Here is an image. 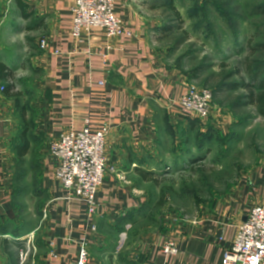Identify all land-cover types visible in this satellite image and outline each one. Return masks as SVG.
Wrapping results in <instances>:
<instances>
[{"label":"crops","instance_id":"1","mask_svg":"<svg viewBox=\"0 0 264 264\" xmlns=\"http://www.w3.org/2000/svg\"><path fill=\"white\" fill-rule=\"evenodd\" d=\"M27 1L38 20L40 40L47 41L38 56L47 69L50 94L41 114L31 118L26 111L31 148L20 162L15 147L23 120L14 97L1 90L0 79V264H75L82 239L91 255L102 252L109 264L115 236L146 203V181L140 172L153 170L166 141L177 138L187 117L194 118L175 103L187 91L186 77L166 68L155 49L153 34L160 24L152 0H115L116 14L134 38L108 37L101 28H93L78 40L72 35L74 0ZM86 126L109 128L105 157L111 170L93 215L56 180V160L49 151L59 134ZM29 157L33 162L38 158L52 196L45 218L32 230L15 233V189L23 171L20 165ZM255 205H264V168L236 194L145 238L134 254L144 255L143 264H221L225 249ZM167 239L176 242V255L163 252Z\"/></svg>","mask_w":264,"mask_h":264},{"label":"rangeland","instance_id":"2","mask_svg":"<svg viewBox=\"0 0 264 264\" xmlns=\"http://www.w3.org/2000/svg\"><path fill=\"white\" fill-rule=\"evenodd\" d=\"M151 2L160 24L153 34L154 46L164 66L183 74L188 85L211 90L212 111L202 121L187 117L177 138L163 145L164 155L150 171L152 181L143 185L145 205L110 246L111 264H120L118 260L143 264L144 255L134 253L145 238L165 231L180 217L191 218L223 196L236 194L264 168V107L252 101L251 94L259 92L249 83L248 70L264 76V0ZM40 41L30 3L0 0V62L12 74V81L1 84H14L13 94L18 93L14 99L31 118L41 114L50 94L47 69L38 56ZM29 159L26 166L20 165L23 171L15 189V233L28 232L42 221L52 196L38 158ZM131 254L135 256L129 261ZM104 260L97 252L90 254L88 264H107Z\"/></svg>","mask_w":264,"mask_h":264},{"label":"built area","instance_id":"3","mask_svg":"<svg viewBox=\"0 0 264 264\" xmlns=\"http://www.w3.org/2000/svg\"><path fill=\"white\" fill-rule=\"evenodd\" d=\"M115 7V0H74L73 37L78 40L91 29L101 28L108 37L134 38V32L117 16ZM46 45L47 41L41 39V47ZM1 90H4L3 85ZM186 90L175 103L195 119H207L212 111V91L196 85H188ZM108 134V127L93 130L86 126L79 131L59 134L49 148L56 160V180L70 198L85 203L89 215L95 214L98 209L99 191L111 170L105 157ZM78 250L75 264H88L90 250L86 239L81 240ZM163 252L176 255V242L167 239ZM221 264H264V205L251 208L246 220L239 225L233 242L225 249Z\"/></svg>","mask_w":264,"mask_h":264},{"label":"trees","instance_id":"4","mask_svg":"<svg viewBox=\"0 0 264 264\" xmlns=\"http://www.w3.org/2000/svg\"><path fill=\"white\" fill-rule=\"evenodd\" d=\"M164 6H167L173 10H175L176 8L173 5H168L167 3H163ZM177 13V12H176ZM178 15V13H177ZM249 70V78H250V82L251 85H253V87L255 86L258 89L257 94H251L252 97V101L253 103H256L260 106V108L264 107V76H261V74L259 72H254L251 69ZM12 74L9 71V68L2 62H0V79L2 81H12L11 79ZM13 87L14 84H9L8 86H4V92L12 97H17L18 93L13 94ZM16 105L17 107H19V101L16 100ZM21 112V116H22V120H23V128L20 132V142L16 145L15 149L17 150V155L18 158L20 159L19 161H21L22 157H24L31 148V144H30V140L28 138V132H29V128H30V124L28 122V119L26 117V110L25 108H21L20 109ZM264 113V112H263ZM150 175L151 172H147V171H141L140 172V177L142 178V180L144 181H152L150 179Z\"/></svg>","mask_w":264,"mask_h":264},{"label":"bare ground","instance_id":"5","mask_svg":"<svg viewBox=\"0 0 264 264\" xmlns=\"http://www.w3.org/2000/svg\"><path fill=\"white\" fill-rule=\"evenodd\" d=\"M40 46H41V41H40ZM47 46V45H46ZM42 48V47H41Z\"/></svg>","mask_w":264,"mask_h":264}]
</instances>
